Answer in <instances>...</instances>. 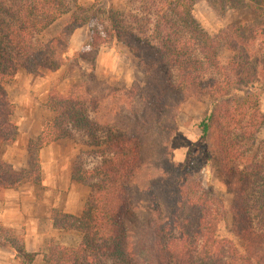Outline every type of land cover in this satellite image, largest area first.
Listing matches in <instances>:
<instances>
[{
    "label": "trees",
    "instance_id": "16d2710c",
    "mask_svg": "<svg viewBox=\"0 0 264 264\" xmlns=\"http://www.w3.org/2000/svg\"><path fill=\"white\" fill-rule=\"evenodd\" d=\"M195 2L146 0L142 7L149 17L132 15L120 24L109 15L110 25L86 43L91 61L106 39L128 48L144 73L138 96L144 110L133 105L132 87H98L89 79L66 93L52 91L47 106L54 117L28 140L26 166L16 169L0 157L2 201L7 189L41 186L42 148L73 130L83 132L93 148L94 165L72 169V178L90 190L80 214L50 215L56 229L80 240L65 246L51 238L42 253L45 264H264V141L256 138L264 114L254 93L264 87V45L254 52L256 35L249 25L208 34L192 16ZM68 14L61 30L44 39ZM89 18L78 0H0V148L17 137L8 83L21 69L34 75L57 71L74 31ZM222 44L230 52L226 63L219 58ZM89 53L77 57L87 59ZM191 98L210 99L200 137L211 139L207 160L215 162L232 195L230 213L242 252L217 236L218 206L192 193L188 171L168 157L165 139L177 129L179 105ZM151 109L155 127L146 131L145 111ZM1 248L13 251L20 264L32 263L37 254L26 252L23 237L0 224Z\"/></svg>",
    "mask_w": 264,
    "mask_h": 264
},
{
    "label": "rangeland",
    "instance_id": "374dc122",
    "mask_svg": "<svg viewBox=\"0 0 264 264\" xmlns=\"http://www.w3.org/2000/svg\"><path fill=\"white\" fill-rule=\"evenodd\" d=\"M78 1L85 7L90 21L76 29L71 36L65 63L57 71H45L42 75H34L21 69L6 87L15 105L13 119L17 125V137L13 143L4 144L0 148V157L16 169L27 164L28 140L36 138L45 123L54 117V112L47 106L49 93L52 91L66 93L71 85L89 79L98 87L104 85L123 89L132 87L136 91L132 100L133 105L144 110L138 99L139 92L144 86V73L139 61L128 48L114 39H106L91 61L93 55L85 46L93 34L100 33L110 25L109 15H112L115 21H120V24L131 22L132 15L137 18L149 17L146 14L148 8L146 7L143 12L142 7L146 0ZM192 16L198 26L211 35L232 24L249 25L256 35L252 43L254 52H258L264 45V0H196ZM68 20L69 14L52 24L43 38L49 39L56 35ZM150 21V24H147L149 27L154 21L152 17ZM261 49L264 51V48ZM88 52L90 53L87 59L77 57V54ZM219 58L223 63L230 58V52L223 44ZM261 78L260 83L264 85V76ZM254 93L259 98V109L264 114V87L256 86ZM126 103L129 109L130 101ZM209 103V98H191L179 105L175 120L177 129L165 139L168 157L172 163L179 164L188 171L189 188L192 193L210 200L213 207L218 206V213L222 218L218 220L217 236L231 242L232 247L242 252L244 244L233 230L235 227L230 213L232 195L227 192L225 185L217 176L215 162L212 159L207 160L212 151L211 139L204 140L200 137L198 125ZM145 115L148 125H143L142 129L148 131L155 127L154 110L145 111ZM71 133L69 137L58 139L44 147L42 155L40 152L41 186L36 187L32 183H25L23 186L28 187L29 191L37 196L38 201H41L38 204L40 213L50 208V215L52 210L66 213L55 206L57 203L73 204L80 200L83 206L90 192L86 185L72 178V169L77 164L92 167L96 162V156L93 148L88 146V140L83 132L73 130ZM256 138L257 141H264V123L259 128ZM54 180L60 184L54 186ZM4 228L11 229L18 238L21 236L20 231ZM79 240L80 236L71 231L62 232L54 238L56 243L65 246L76 245ZM47 244L44 245L42 253L46 251Z\"/></svg>",
    "mask_w": 264,
    "mask_h": 264
},
{
    "label": "crops",
    "instance_id": "0c3cea01",
    "mask_svg": "<svg viewBox=\"0 0 264 264\" xmlns=\"http://www.w3.org/2000/svg\"><path fill=\"white\" fill-rule=\"evenodd\" d=\"M43 149L40 150L41 155ZM59 184V181L57 183L54 180V186ZM75 185L77 186V184ZM23 186L24 184H21L15 189L5 190L3 200L0 201V224L4 227L12 228L15 231H20L26 252L37 253L33 262L30 264H42L44 263L42 260V249L44 245L51 238H57L60 233H65L66 231H60L53 226L50 216L51 208L41 213L39 212L38 204L41 201H38L37 196L29 191L30 189L28 187ZM76 201L73 204L57 203V205H54L66 213L78 215L83 206H81L80 200ZM30 202L32 204H29ZM0 264H20V260L13 251L1 248Z\"/></svg>",
    "mask_w": 264,
    "mask_h": 264
}]
</instances>
